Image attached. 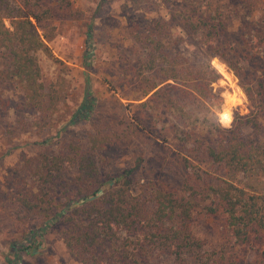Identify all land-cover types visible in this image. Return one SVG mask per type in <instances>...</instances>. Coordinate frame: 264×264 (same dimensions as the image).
Listing matches in <instances>:
<instances>
[{"label": "trees", "instance_id": "obj_1", "mask_svg": "<svg viewBox=\"0 0 264 264\" xmlns=\"http://www.w3.org/2000/svg\"><path fill=\"white\" fill-rule=\"evenodd\" d=\"M129 1L139 9L164 3L179 12L176 26L183 33L193 37L190 39L201 36L198 48L205 59L201 61L185 48L184 38L181 43L174 41L158 25H148V36L138 40L142 57L134 78L141 95L134 100H144L138 106L141 110L153 107L156 101L154 108L174 116L175 121L158 130L159 124L147 122L143 114H136L135 120L143 131L158 133L179 148L175 160L185 169L181 184L147 185L135 193L132 170L115 177L102 169L91 151H41L27 163L37 192L34 200L21 198L24 209L45 216L54 209L65 212L61 237L85 264H155L161 259L168 264H264V193L253 184H247L252 190L239 184V177L264 179L263 83L259 82L255 95L240 81L246 94L255 98L257 110L249 116L236 115L233 127L222 128L217 120L205 117L200 126L192 121L195 111L204 109L214 116L213 109L222 108L224 102L214 92L213 84L221 75L211 60L218 58L242 80L249 69L242 65L250 55L247 45L257 52L264 49V24L238 27L235 36L240 44L235 48L228 38L232 33L228 18L218 11L197 13L199 0ZM15 2L0 0V114H4V82L20 85L34 109L44 111L52 104L45 99L37 53L48 50L40 30L46 31L54 2ZM7 19L12 28L6 26ZM178 45L183 50L176 51ZM167 87L177 93L171 97ZM90 109L87 100L81 110ZM70 167L77 168L76 178H67ZM213 170L224 171L226 177ZM107 183L112 185L105 193ZM72 205L76 208L68 211ZM196 213L223 216L231 247L209 248L210 242L194 230Z\"/></svg>", "mask_w": 264, "mask_h": 264}, {"label": "rangeland", "instance_id": "obj_2", "mask_svg": "<svg viewBox=\"0 0 264 264\" xmlns=\"http://www.w3.org/2000/svg\"><path fill=\"white\" fill-rule=\"evenodd\" d=\"M199 1L197 13L218 11L228 18L232 32L228 38L235 48L240 44L235 36L238 27L264 24V0ZM53 2V16L46 31L40 30L48 50L37 53L45 99L52 103L51 107L44 111L30 107L20 85L4 82V114H0V264H85L61 237L65 212L54 209L45 216L27 211L21 203L23 196L35 198V181L27 163L41 151H91L102 169L115 177L132 170L135 193L147 185L178 186L185 176L183 165L175 160L179 148L165 142L158 133L143 131L135 120L136 114H143L147 122L159 124L158 130L175 121L174 116L162 115L154 108L156 101L153 107L138 108L144 100H134L141 95L134 70L142 57L138 40L148 36V25H158L162 34L174 41L181 43L184 38L185 48L200 61L205 60L198 48L201 36L190 39L193 37L176 26L179 12L161 2L151 9H139L129 0ZM5 24L12 28L10 20ZM247 48L250 55L242 65L249 69L242 80L238 81L218 58L211 60L221 75L213 84L214 92L224 102L222 108L213 109L214 116L204 109L195 111L192 121L197 126L205 117L229 129L238 120L236 115L244 117L256 112L255 98L246 94L240 81L250 86L255 95L259 82L264 85V49L257 52L249 45ZM179 50L183 47L178 45L176 51ZM153 75L158 79L157 74ZM167 91L171 97L177 93L170 87ZM87 100L91 109L84 112L81 109ZM213 171L226 177L222 170ZM66 176L76 178L77 168L70 167ZM239 179L240 186L252 190L247 184H253L254 189L264 193V179ZM111 185L107 183L103 192H108ZM74 208L72 205L67 210ZM192 224L196 234L210 242L209 248L231 247L223 216L212 218L196 213ZM167 262L161 259L155 264Z\"/></svg>", "mask_w": 264, "mask_h": 264}]
</instances>
